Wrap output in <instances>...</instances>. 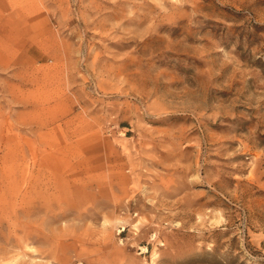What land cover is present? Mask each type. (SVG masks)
I'll return each instance as SVG.
<instances>
[{
	"label": "rangeland",
	"instance_id": "374dc122",
	"mask_svg": "<svg viewBox=\"0 0 264 264\" xmlns=\"http://www.w3.org/2000/svg\"><path fill=\"white\" fill-rule=\"evenodd\" d=\"M0 264H264V0H0Z\"/></svg>",
	"mask_w": 264,
	"mask_h": 264
},
{
	"label": "bare ground",
	"instance_id": "6f19581e",
	"mask_svg": "<svg viewBox=\"0 0 264 264\" xmlns=\"http://www.w3.org/2000/svg\"><path fill=\"white\" fill-rule=\"evenodd\" d=\"M44 198H45V197H44ZM34 204H36V203H34ZM30 210H31V209H30ZM30 210H29V212H31V211H32V210H31V211H30Z\"/></svg>",
	"mask_w": 264,
	"mask_h": 264
}]
</instances>
